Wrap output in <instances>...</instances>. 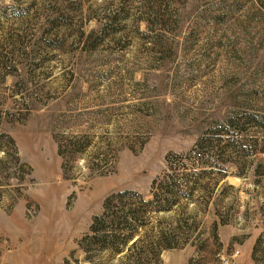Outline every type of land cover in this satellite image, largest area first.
<instances>
[{"label": "rangeland", "instance_id": "rangeland-1", "mask_svg": "<svg viewBox=\"0 0 264 264\" xmlns=\"http://www.w3.org/2000/svg\"><path fill=\"white\" fill-rule=\"evenodd\" d=\"M229 119L247 151L213 195L229 221L215 235L210 205L157 264H264V0H0V264H126L78 247L105 198L148 196L167 154ZM68 134L91 144L64 160Z\"/></svg>", "mask_w": 264, "mask_h": 264}, {"label": "trees", "instance_id": "trees-1", "mask_svg": "<svg viewBox=\"0 0 264 264\" xmlns=\"http://www.w3.org/2000/svg\"><path fill=\"white\" fill-rule=\"evenodd\" d=\"M236 122L237 119H229L219 123L213 129H207L187 151L167 154L165 168L152 179L148 196L134 189L108 195L101 212L92 217L88 231L78 240L84 258L90 261L94 252L107 251L110 256L123 254L126 264H157L163 250L182 248L190 242L191 234L199 228L201 215L210 205L215 216L212 231L216 235L218 225L227 224L229 220L226 212H220L226 207L220 206L223 199L212 201L215 189L218 185H221V191L233 188L225 180L227 165L233 162L227 158L233 152H247L246 145L239 141L241 137H235L236 140L222 137L229 126L237 128ZM11 142L16 152L12 139ZM90 142L86 135H65L58 141V154L64 160H71L85 152ZM96 158L91 159L92 170L98 165L105 166V160L96 161ZM196 203L198 208H195ZM190 204L195 207L187 211ZM176 207H180V215L175 223H168L158 216ZM262 224L264 229V215ZM263 234L253 246V260H256V249ZM62 264L72 263L66 258Z\"/></svg>", "mask_w": 264, "mask_h": 264}]
</instances>
